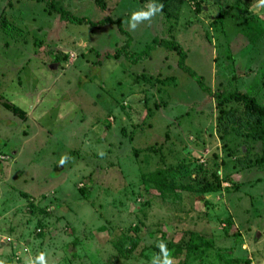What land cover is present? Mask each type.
Wrapping results in <instances>:
<instances>
[{"label":"rangeland","instance_id":"1","mask_svg":"<svg viewBox=\"0 0 264 264\" xmlns=\"http://www.w3.org/2000/svg\"><path fill=\"white\" fill-rule=\"evenodd\" d=\"M57 2L93 22L122 19L132 52L175 38L214 92L264 104L260 0H185L173 24L162 12L135 31L132 13L158 1L108 0L106 12ZM124 42L116 26L93 31L43 4L0 0V261L40 264L44 252L48 264H160L163 242L174 264H264V137L233 132L176 53L158 48L135 66L111 58ZM159 170L176 188L168 200L144 186Z\"/></svg>","mask_w":264,"mask_h":264},{"label":"trees","instance_id":"2","mask_svg":"<svg viewBox=\"0 0 264 264\" xmlns=\"http://www.w3.org/2000/svg\"><path fill=\"white\" fill-rule=\"evenodd\" d=\"M36 2L38 4L45 5L46 10L50 15L59 16L60 20L63 22L71 23L73 25L78 26H88L91 30H100L106 25L116 26L118 33L125 38L124 45L121 49L116 50V55L111 58H124L125 61L132 65H138L147 60L151 59L152 53L156 51L158 48H163L165 51L174 52L178 55V68L186 75L191 77L201 91L214 99L216 105L219 109L220 119L225 118V120L232 121L237 128H233V132H240L242 127L245 126L251 130L253 135H259V137L263 138L264 136V104H260L258 99L249 94L243 93L240 91H231L227 92L224 90H217L214 92L209 86L205 84V80L203 77H199L191 68L187 66V54L184 50L183 46L175 39H163L160 37H155L151 40L149 44H147L146 48L140 52H132L131 47L133 45V36L128 31L124 25L122 19L113 20L111 17H105L98 22H93L86 17H77L70 13L64 5H61L57 2V0H29ZM160 4H163V14L167 22L173 24V20L177 19V16L182 11L185 0H156ZM94 6L101 9L103 12L107 11L108 0H93ZM118 3L115 5V7ZM203 10V9H202ZM111 55H107V58H110ZM142 79H146L149 81H153L155 84L161 82V78H154L152 75L147 76L142 74ZM172 79V78H171ZM7 103V102H6ZM4 106L8 107L6 104ZM228 107V110H231L225 113V108ZM12 113L16 116L24 118L25 112L19 109L16 106H9ZM224 120V122H225ZM249 120V122H246ZM252 123V125H251ZM168 173L166 170H159L158 172L149 174L144 176V186L150 187L154 190L159 191V196L168 200L171 194L175 193L176 188L172 186L173 184L168 182ZM86 192L85 190H81ZM207 193H212L214 190L211 187H208L206 190ZM29 198L28 196H25ZM30 200V199H29ZM33 205V204H31ZM31 214H35L34 207L30 210ZM143 211V210H142ZM138 229L135 228L133 233H138ZM42 233V231H41ZM51 234V233H50ZM46 236H44L45 239ZM119 244V243H118ZM133 245V244H131ZM192 252L191 249L188 250ZM157 253L163 256L161 250H156ZM9 262H13L16 257L11 255L9 257ZM227 264H252L251 260L248 257L229 260Z\"/></svg>","mask_w":264,"mask_h":264},{"label":"clouds","instance_id":"3","mask_svg":"<svg viewBox=\"0 0 264 264\" xmlns=\"http://www.w3.org/2000/svg\"><path fill=\"white\" fill-rule=\"evenodd\" d=\"M260 4L264 5V0H260ZM164 5L163 4H157L155 2L150 3L146 6L147 10H139L135 11L131 15V19L128 22L129 27L131 30L135 31L140 23H142L145 20L151 21V19L159 14L162 13ZM101 157L105 155L104 152L98 153ZM69 157L64 155L60 159V165L63 166L67 163ZM158 247L161 249V252L163 253V259L160 261V264H174V260L169 253L167 249V245L163 242L158 244ZM40 264H48V261L46 260V253L41 252L40 255L37 257ZM158 259V256L154 255V258L152 260V264H155V261ZM0 264H4V261H0ZM26 264H29V262L26 261Z\"/></svg>","mask_w":264,"mask_h":264},{"label":"water","instance_id":"4","mask_svg":"<svg viewBox=\"0 0 264 264\" xmlns=\"http://www.w3.org/2000/svg\"><path fill=\"white\" fill-rule=\"evenodd\" d=\"M49 238H50V236H47V238H46V239L48 240Z\"/></svg>","mask_w":264,"mask_h":264}]
</instances>
